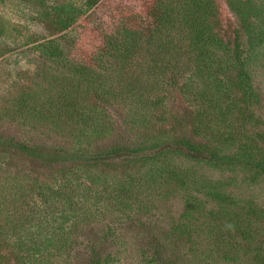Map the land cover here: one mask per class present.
<instances>
[{"label":"rangeland","instance_id":"1","mask_svg":"<svg viewBox=\"0 0 264 264\" xmlns=\"http://www.w3.org/2000/svg\"><path fill=\"white\" fill-rule=\"evenodd\" d=\"M83 1L0 0V134L45 151L35 156L16 146L7 152L0 148V190L14 174L61 182L63 172L77 163L82 166L71 176L80 172L79 190H93L75 217L63 200L57 204L55 240H65L47 244L36 237L40 249L28 264H264V173L252 167L258 163L264 168V50L255 47L248 101L233 83L228 89L209 84V78L216 79L215 84L226 78L235 82L236 71L231 69L208 77L205 72L183 94L178 90L182 79L171 85L169 78L163 83L151 78L153 89L142 102L114 85L103 91L96 82L89 94L92 130L88 139L78 138L66 134L68 129L23 119L25 111L15 115L13 97L19 96L30 73L44 65L39 52L30 48L78 22L74 10ZM100 1L104 10L138 3ZM218 3L223 17L235 15L227 0ZM200 92L207 96L199 98ZM155 98L157 105L151 104ZM199 106L204 120L198 117ZM202 121L206 124H198ZM205 127L206 132L199 133ZM166 144L196 146L221 162H198L174 151L150 159ZM54 149L59 153L51 155ZM82 149L89 153L79 162L76 154ZM128 150L138 152L115 161L90 158L85 165L94 154ZM3 215L0 212V227L9 230ZM43 224L32 221L27 231L41 232ZM5 256L2 264H22L11 247Z\"/></svg>","mask_w":264,"mask_h":264},{"label":"trees","instance_id":"2","mask_svg":"<svg viewBox=\"0 0 264 264\" xmlns=\"http://www.w3.org/2000/svg\"><path fill=\"white\" fill-rule=\"evenodd\" d=\"M81 6L74 10L78 22L65 25L61 35L30 48L39 52L44 65L36 73H30L27 83L21 85L19 96L13 97L15 115L25 111L23 119H31L45 127L49 124L68 129L66 134L88 139L94 115L89 94L96 82L103 91L114 85L142 102L144 94L153 89L151 78L162 83L169 78L171 85H178L182 79L178 90L183 94L187 86L205 72L208 77L217 70L226 69L236 71L235 82L226 78L215 84L216 79L209 78V84L228 89L229 83H233L248 101L256 64L253 60L258 54L255 47L264 50V0H227V6L235 15L224 17L218 0H138L136 5L128 8L118 5L107 10L103 9V1L84 0ZM85 27L87 31H84ZM69 47L75 50L73 54H70ZM79 47L82 48L79 50ZM223 54L228 57L222 59ZM141 70L144 79L139 77ZM196 96L203 98L207 95L200 92ZM159 103L157 98L151 102L153 105ZM199 108L198 117L204 120L205 111L202 106ZM201 123L205 121L198 124ZM206 129L196 131L203 134ZM0 146L4 152L8 151L7 147L16 146L31 155L45 154L44 149L42 151L36 145L15 142L13 137L4 138L1 134ZM52 151L51 155L57 154L56 151L59 153V150ZM60 151L68 154L62 148ZM165 151L179 152L211 165L221 162L214 153H204L199 147L184 149L170 144L160 145L150 159ZM137 152L94 154L88 157L85 165L90 158L93 161H115ZM88 153V149L78 152L76 156L81 158L78 161H83V155ZM81 166L78 163L71 165L63 172L61 182H43L15 174L7 177L8 181L0 190V212L4 213L10 231L0 227V264L6 258L8 247L16 254L17 261L28 264L30 256L40 249L36 237L43 238L47 244L65 240V236L55 240L57 234L53 229L57 204L63 200L71 217H75L80 204L85 207L93 192L88 186L79 190L76 180L80 172H75L77 177L71 176L72 171ZM252 167L264 173L258 163ZM35 220L44 221L42 228L47 230L27 231L26 225Z\"/></svg>","mask_w":264,"mask_h":264}]
</instances>
